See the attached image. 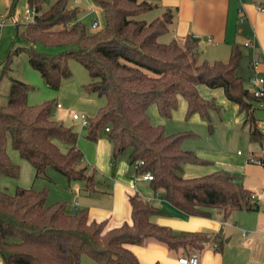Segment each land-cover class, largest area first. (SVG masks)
Segmentation results:
<instances>
[{
	"label": "trees",
	"instance_id": "16d2710c",
	"mask_svg": "<svg viewBox=\"0 0 264 264\" xmlns=\"http://www.w3.org/2000/svg\"><path fill=\"white\" fill-rule=\"evenodd\" d=\"M69 1L54 0L43 9L45 0H27L36 13L32 21L21 27L16 24L15 36L26 43L22 48L28 63L48 87L59 88L71 75L70 58L87 70L89 81L83 88L104 97L105 102L94 119L88 117L86 138L96 140L105 133L112 143L113 160L123 157L135 165L137 174L150 172L152 189L161 190L162 198L189 215L209 217L211 210L217 209L226 217L237 209L258 210V203L250 202L252 190L237 179V173L217 169L183 176V164L207 162L182 147L184 139L195 133H166L162 125L151 123L147 113L155 103L161 116L170 117L181 95L186 100V116L197 113L208 119L214 103L198 93L197 84L202 83L221 87L226 98L245 112L251 135L257 134L256 97L235 75L246 54L244 45L235 42L227 60L209 62L201 57L198 37L187 34L181 40L158 39L169 31L170 8L145 20L139 15L155 7L146 0H94L105 20L102 27L89 31L78 18L80 7ZM38 45L58 47L59 51H41ZM18 50L9 51L2 72L10 55ZM31 87L11 78L7 99L0 103V176L19 175V165L7 152L10 141L19 156L32 165L35 176L44 175L50 167L69 182H81L89 192L97 190L93 172L81 164L78 132L53 118L52 104L56 102L52 99L29 104ZM46 195V188L17 186L14 192L0 188L3 264H80L82 254L93 258L95 264H141L127 244L145 245L154 239L168 250L191 247L199 252L211 237L205 231H176L152 221V215L164 211L137 192L128 196L130 221L110 228L106 220L91 219L88 207L70 209L62 199L47 204ZM221 244L216 243L214 250L220 251Z\"/></svg>",
	"mask_w": 264,
	"mask_h": 264
},
{
	"label": "rangeland",
	"instance_id": "374dc122",
	"mask_svg": "<svg viewBox=\"0 0 264 264\" xmlns=\"http://www.w3.org/2000/svg\"><path fill=\"white\" fill-rule=\"evenodd\" d=\"M53 1L45 0L43 9L48 8ZM69 3L80 7L81 11L78 14V18L86 24L89 31L104 25L103 12L94 0H79L78 2L70 0ZM26 8H31L27 0H0V15L5 18V24L0 26V103H4L7 99L10 79L17 78L32 86L27 93V102L29 104H38L51 99L54 102H59L61 104L59 108L55 106V103L52 104L53 118L62 121L64 125L73 127L78 132V140L79 138L89 140L85 136V127H80L78 120H73L70 115L72 112H83L94 119L97 116L99 107L105 102L104 97L94 92L86 91L83 88V85L89 81V75L83 65L73 58L67 60L71 75L61 81L59 88L48 87L43 82L40 73L28 63L27 54L22 48L26 46V43L20 37L15 36L16 24L21 27L24 23L32 21L34 18L31 13L25 12ZM162 12L163 10L161 11V9L154 7L140 14L139 17L150 20L156 16H161ZM95 18L98 20L99 25L97 28H92L91 21ZM158 39L163 42L169 41L171 39V31L160 35ZM37 47L41 51L49 53L59 51L58 47H42L40 45ZM16 48L20 50L10 55L8 66L5 72H2L9 51ZM201 57L206 59L202 53ZM228 57H224L223 60H227ZM208 61L212 62L214 59ZM247 64L248 57H242L240 59L242 68L240 73L244 78L249 71ZM197 90L204 100L214 103V106L208 110V119L201 117L197 113L186 116V100L179 95L177 106L171 112L170 117L161 116L158 113L156 104L151 103L147 108L151 123L162 125L166 133L184 130L193 131L195 135L186 137L182 147L193 150L198 156H202L201 158L206 154L207 157L204 159L207 162L201 164L204 169L215 164L222 157H238L239 153L243 154L242 156H247V160L251 158L248 156V144L251 138L259 141L261 139L259 134L250 136L246 123H234L235 114L231 111L233 102L226 98L221 87H208L199 83L197 84ZM254 105L255 107L257 106L256 103ZM237 113L245 117L244 112L239 111ZM253 114L256 118H264V110L255 108ZM101 134L103 135L104 133ZM7 151L10 153L11 160L19 165V175L18 177L1 175V189L14 192L17 186L32 187L34 189L46 188L47 204L62 199L68 203L70 209L74 208L76 188L73 183L77 182L80 184L81 182H69L66 176L50 167L46 168L44 175L35 176L32 165L19 156L18 152L12 148L10 141L7 145ZM250 164L253 165L252 163ZM84 165H87V170L89 172L92 171L94 178H96V170H92L90 164H86V161ZM262 167L264 168V166ZM254 168L256 169L257 167ZM255 169L253 173H255ZM231 172L234 173L235 171ZM245 177H248V175L242 172L240 175L238 174L237 179L241 182ZM147 188L151 190L150 186ZM262 188V191L259 188L260 193H264V185ZM217 218L221 222L223 221V233L219 236H213L214 233L211 231L207 230L205 232L211 234L207 243L210 247L215 248L214 242L222 243V264H251L250 261L255 262V259L262 260V256L264 257V237H262V234H264V207L263 211L259 212L256 210L237 209L231 211L226 217L221 215ZM242 229L247 233L244 237L241 235ZM228 237L230 239L226 241ZM182 251L183 253L189 252L200 256L202 253L191 247L186 250L182 249ZM80 264H95V261L90 256L82 254Z\"/></svg>",
	"mask_w": 264,
	"mask_h": 264
},
{
	"label": "crops",
	"instance_id": "0c3cea01",
	"mask_svg": "<svg viewBox=\"0 0 264 264\" xmlns=\"http://www.w3.org/2000/svg\"><path fill=\"white\" fill-rule=\"evenodd\" d=\"M146 1L154 4L155 8L161 9V11L170 8L173 12L172 22L169 25L171 38L181 40L187 34L198 37V48L203 47L199 49L207 60H223L224 57L229 56L233 43L238 42L244 45V42L248 41L249 44L244 45L246 51L244 56L248 57L247 69L249 70L245 78L253 73L251 66L253 59L259 61L258 73L264 76V0ZM239 8H242L245 13V19L242 21L240 20ZM241 71L242 68L239 64L235 75L243 79ZM56 107H61V104ZM256 108L261 109L257 106ZM231 111L235 114L234 123H246L250 132L249 124L245 122V112L241 111L244 112L245 117L237 113L240 110L234 102ZM263 119H255L261 139L257 141L250 137L248 156L251 158L247 160V156H242L243 154L238 151V157H222L215 164L205 169L201 164L185 163L182 166L181 174L185 177H193L217 169L235 171L234 173L239 175L244 172L248 177L242 179L241 182L252 190L255 196L254 200L259 205V209L256 211H263L264 193H260V189L262 191L264 185V168L262 167L264 166V137L259 132V125L262 124ZM250 136H252L251 133ZM77 145L83 151L81 164L86 161L92 170H96L95 179L98 183L96 185L97 190L89 192L81 183L74 182L76 201L73 206L88 207L91 219L106 220L107 228L118 226L124 221H130L131 207L128 196L137 192L141 197L164 211V214L151 216V220L160 225L170 226L176 231L208 230L214 234L218 233V236L223 233V221L221 222L217 218L222 215L220 210H211L212 214L209 217L193 216L170 204L162 198L161 190L152 189L148 185L149 180L143 179L140 174L136 173L134 164H129L123 157L112 159V143L105 133L100 134L96 140L79 138ZM8 154L10 153L8 152ZM205 157H207L206 154L203 155V159ZM256 160H261L263 163ZM254 169L255 173H253ZM148 186L151 190H148ZM243 231L245 230H241V235L244 237L247 233L243 234ZM229 239L230 237L226 241ZM216 243L214 242V244ZM127 247L136 254L141 264H154L156 262L158 264H182L178 262V257L187 255V253H183L182 249L168 250L154 239H149L145 245L127 244ZM201 252V256L197 255L200 264H222L221 250L215 251L207 244ZM254 261H250V263L264 264V257L262 256V260L255 259ZM0 264H2L1 258Z\"/></svg>",
	"mask_w": 264,
	"mask_h": 264
},
{
	"label": "built area",
	"instance_id": "2783aa9c",
	"mask_svg": "<svg viewBox=\"0 0 264 264\" xmlns=\"http://www.w3.org/2000/svg\"><path fill=\"white\" fill-rule=\"evenodd\" d=\"M74 2H78L79 0H73ZM240 13V20L245 19V13L242 8H239ZM26 13H31L33 16L35 15L36 11L33 8H26ZM5 24V18L3 15H0V26ZM71 25V22L68 24ZM99 25L98 20L95 18L91 21V27L97 28ZM210 39V38H209ZM249 42L245 41L244 45H248ZM251 66L253 68V73L249 77L243 78L244 86L249 89L253 95L256 97V105L257 107L264 110V76L258 73L259 61L257 59H253L251 62ZM56 106H60V103H56ZM71 117L73 120H78L80 127H86L88 125V116L83 112H72ZM260 133L264 137V119L262 120V124L259 125ZM105 131L109 130V127L106 126L104 128ZM260 162V160H256ZM143 179L150 180L152 179V174L150 172H144L140 174ZM255 196L252 194L250 197V202H254ZM243 234H246L243 231ZM178 262L182 264H200L198 256L194 253L181 255L178 257Z\"/></svg>",
	"mask_w": 264,
	"mask_h": 264
}]
</instances>
